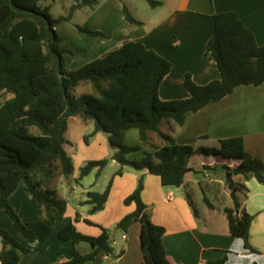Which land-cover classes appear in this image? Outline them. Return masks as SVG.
Instances as JSON below:
<instances>
[{
	"label": "trees",
	"instance_id": "16d2710c",
	"mask_svg": "<svg viewBox=\"0 0 264 264\" xmlns=\"http://www.w3.org/2000/svg\"><path fill=\"white\" fill-rule=\"evenodd\" d=\"M41 0H0V211L4 210L15 230L29 243L35 241L34 232L27 226L10 203V196L20 183L30 194L31 201L42 208L44 220L54 225L66 208V201L52 188L57 176L68 177L73 163L66 151L69 120L78 117L93 122L89 136L104 132L114 150L112 159L119 165L117 174L127 166L134 170H147L160 178L162 186L180 187L185 176L205 169H216L230 190L232 207L225 208L231 236L240 238L245 248L249 245V226L253 216L240 212L238 192L242 185L234 176L245 179L255 177L264 184V159L250 156L244 150L241 136L220 139L217 147H193L177 144L173 139L175 128L182 127L185 117L204 106L217 102L232 93L239 85L258 86L264 82V45H258L253 33L235 12H222L213 16L214 30L206 43L205 53L215 62L220 78L206 84L195 83L185 74L183 84L190 96L185 99L163 101L159 87L170 72L172 64L147 48L140 41H129L102 57L68 69L65 54L72 49L64 46V39L56 26L69 22L75 11L82 7L94 8L100 0H73L67 15L53 17L49 8L39 5ZM56 1V0H53ZM151 8L162 5L160 0H145ZM124 20L130 26H141L129 8L122 4ZM79 32L106 40L105 33L86 26L75 25ZM81 82H90L92 91L77 95L74 88ZM138 130L142 145L150 144L152 152L140 159H128L126 154L139 146L124 144L125 132ZM154 133L160 145L148 143ZM207 157L215 158L213 168L202 165ZM228 160L237 165L230 167ZM108 159L90 160L80 168L77 182L96 172L99 178ZM144 180L141 176L133 192L124 200L135 204V209L123 216L116 227L127 232L132 224H140V250L143 261L139 264H174L166 254L162 237L165 229L150 219L141 199ZM110 183L103 192L88 191L81 204L91 206L89 213L102 210L109 196ZM187 199L194 214L195 205ZM209 207L210 202L205 199ZM76 213L75 220L80 219ZM85 222L91 224L89 220ZM98 236L78 232L69 221L58 232L61 240L86 242L92 247L88 254L69 249L68 260L52 264H86L99 254L114 253L110 230L98 225ZM0 262L18 264L29 252V247L0 227ZM226 258L205 264H225ZM257 264V263H253Z\"/></svg>",
	"mask_w": 264,
	"mask_h": 264
},
{
	"label": "crops",
	"instance_id": "0c3cea01",
	"mask_svg": "<svg viewBox=\"0 0 264 264\" xmlns=\"http://www.w3.org/2000/svg\"><path fill=\"white\" fill-rule=\"evenodd\" d=\"M160 1L161 6L151 8L143 16L132 14L142 22L141 26L135 27L124 20L122 4L127 6V1L100 0L83 24L105 33L108 39L104 41L93 37V41H88L90 44L85 55L73 60L67 68L76 69L125 42L140 41L172 64L159 87V98L171 101L190 96L183 84L185 74H190L192 80L200 85L220 78L217 65L205 53L206 43L213 35L215 14L235 12L253 33L256 43L264 45V0ZM47 7L50 9V6ZM2 104L0 95V107ZM129 134L135 137L128 130L124 138ZM237 136L243 138L245 152L252 157L264 159V82L258 86H237L221 100L188 114L183 126L176 127L173 132L177 144L193 147H217L220 139ZM154 144L160 145V140ZM140 158L131 156L129 159ZM201 164L211 168L219 165L213 157L205 158ZM226 164L233 167L238 162L228 160ZM126 168H129L127 172L131 180L122 191L123 195L131 193L139 178L143 177L141 199L151 221L164 227L163 245L174 264H205L223 257L226 258L225 264H264V184L255 177L245 179L241 175L234 176V181L242 185L238 192L240 212L253 216L248 239L251 249H247L240 238L229 233L224 209L232 207L233 203L223 173L201 166L197 172L186 174L180 187H166L162 186L159 176L147 170ZM130 169L134 171L130 172ZM88 191L84 190V193ZM187 195L195 205L196 215ZM85 199L79 201L80 207L85 209L75 211L81 216L80 220L76 221L75 215L65 214L54 225H49L44 220L42 208L31 201L25 185L20 183L11 194L10 203L34 232L35 241L29 243L15 230L9 215L4 210L0 211V227L30 249L18 264H52L58 260H68L69 249L88 254L92 250L89 243L61 240L58 237L60 229L71 221L78 232L95 237L101 232L98 225L115 226L123 216L135 209L108 207L106 201L103 210L89 215L93 222L91 225L85 222V212L89 210L86 208L88 204H81ZM205 199L212 207L208 206ZM108 211L111 213L108 220H105V216L101 217L100 214ZM112 240L113 254H99L86 264H139L143 261L139 223L132 224L127 232L119 230Z\"/></svg>",
	"mask_w": 264,
	"mask_h": 264
},
{
	"label": "rangeland",
	"instance_id": "374dc122",
	"mask_svg": "<svg viewBox=\"0 0 264 264\" xmlns=\"http://www.w3.org/2000/svg\"><path fill=\"white\" fill-rule=\"evenodd\" d=\"M125 1L128 2L127 7L129 8L130 12L132 14H137L138 16H143L146 11H150L151 9L150 5L145 0ZM73 3V0H41L39 5L42 8L50 6L49 13L53 17H57L60 15H67L70 6ZM91 11L92 8L83 7L75 11L71 21L61 22L57 25V32L64 39V46L72 49L73 51L72 54L67 53L64 55L66 66H71V62L73 60L82 58L85 55L88 45L90 44L88 41H93V37H95L79 32L75 27V25L85 26L83 23L87 20V15ZM107 39L104 41H107ZM91 91L92 85L90 82H81L74 88V93L77 95ZM93 129L94 125L91 121L83 122L82 120H79L78 117H73L69 120L68 129L66 132V138L69 141V144H67L65 148L72 159L73 171L68 177L63 175L57 176L54 179L52 186V188L56 190L57 195L66 201V208L63 215L67 214L69 216L71 214L76 216V210L82 211L85 209L79 205V201L86 197L84 190L103 192L109 183L110 190L107 200L108 207H121L122 209L135 208L133 203H124L125 198L133 191L127 195H125V193L123 195L122 192L125 189L126 184L131 180V175L127 172L129 168H126L127 166L123 167L121 174H117L120 169V165L112 159L114 150L108 144V137L106 133L97 132L89 136L87 140H84V136L90 135L93 132ZM129 131L130 133H134L135 137H133V134H129L127 138H124V144L128 147L139 146V148L135 151L128 152L126 154L128 159L131 156L132 158H138L139 156L142 158L145 156V152H152L153 147H151L150 144H141L137 129H129ZM154 137L157 138V141L159 140L158 136L152 133V139L149 140L148 143H157ZM100 159H108V164L105 167L102 175L97 178L96 172L92 171L90 174L77 182L81 166H83L87 161ZM129 171L133 172L134 170L130 169ZM86 208L90 210L91 206L87 205ZM110 213L111 212L108 211L100 215H102L101 217L105 216L104 219L108 220ZM92 214L94 213L85 212V217L87 220L91 219L89 215ZM90 222L92 221L90 220ZM91 225H93V222ZM106 228L110 230L112 238L114 234L119 233L120 230L116 227V225Z\"/></svg>",
	"mask_w": 264,
	"mask_h": 264
}]
</instances>
